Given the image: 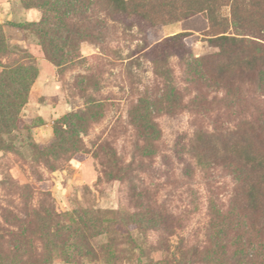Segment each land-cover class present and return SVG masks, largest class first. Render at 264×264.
I'll return each mask as SVG.
<instances>
[{"label": "rangeland", "instance_id": "374dc122", "mask_svg": "<svg viewBox=\"0 0 264 264\" xmlns=\"http://www.w3.org/2000/svg\"><path fill=\"white\" fill-rule=\"evenodd\" d=\"M196 2L145 0L154 41L104 0H0V74L34 69L26 91L22 73L0 87L12 114L0 126V264H264L245 256L263 235L238 197L248 173L194 147L235 133L237 152L264 151V85L216 74L215 29ZM198 27L168 51L167 73L156 43ZM66 117L80 145L57 157ZM109 150L131 170L115 171Z\"/></svg>", "mask_w": 264, "mask_h": 264}, {"label": "trees", "instance_id": "16d2710c", "mask_svg": "<svg viewBox=\"0 0 264 264\" xmlns=\"http://www.w3.org/2000/svg\"><path fill=\"white\" fill-rule=\"evenodd\" d=\"M104 1L116 15L141 21L145 26L148 37H151L154 41L158 40L159 30L147 14L145 0ZM196 1L192 13L204 17L202 27L207 24L209 28L215 29L211 34H207L209 37L206 41L209 47L215 51L212 58L215 59L213 67L216 74L225 77L232 70L239 80L242 78L247 79L256 74L261 77L260 81L264 85V4L262 6L261 0ZM222 7L228 8L227 14L223 13ZM125 21L128 22V20ZM10 25L14 27L21 26V24L12 22ZM30 26L35 27L34 24H30ZM200 28H195L193 32H182L168 36L156 43V47H161L162 53L158 56V62L161 63L162 68L167 73L168 68L165 66L169 57L168 51L186 49L188 43L196 39L195 33L198 35L203 34V30ZM137 57H133L131 63L137 64ZM21 73L25 81H20L19 87L22 92L26 91L27 80L32 79L34 76V69L31 66L16 67L8 72L1 73L0 87L8 85L13 80H19ZM6 108L0 99L1 127L5 125L2 121L7 116L12 115L5 113ZM146 118V115L142 116V119ZM67 121H69L67 117L61 121L66 122L61 133L56 127V143L50 147L51 150L54 149L55 156H59V152H63L62 145L73 143V146H75L79 144L75 138L74 125L70 122L67 123ZM147 128L149 131L156 132L153 126ZM234 134L225 133L223 136L213 133L200 134L194 142V147L197 153L213 162L219 161L229 165L237 164L248 173L240 182L238 197L245 214L246 223L249 227L251 226L252 230L256 229L259 234L263 235L255 246L249 248V252L245 256L256 252L264 256V151L243 147L241 151L237 152L234 148L235 145L232 144ZM64 138L67 139L66 142L63 144L58 143ZM107 156L110 159L111 167L115 171L125 172L131 170L130 166L123 167L114 151L109 150Z\"/></svg>", "mask_w": 264, "mask_h": 264}]
</instances>
